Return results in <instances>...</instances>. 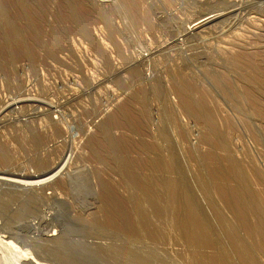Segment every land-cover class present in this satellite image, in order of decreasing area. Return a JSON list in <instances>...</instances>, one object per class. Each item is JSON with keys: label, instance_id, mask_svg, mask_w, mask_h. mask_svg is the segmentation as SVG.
<instances>
[{"label": "rangeland", "instance_id": "1", "mask_svg": "<svg viewBox=\"0 0 264 264\" xmlns=\"http://www.w3.org/2000/svg\"><path fill=\"white\" fill-rule=\"evenodd\" d=\"M260 1L0 0V264L264 263Z\"/></svg>", "mask_w": 264, "mask_h": 264}, {"label": "bare ground", "instance_id": "2", "mask_svg": "<svg viewBox=\"0 0 264 264\" xmlns=\"http://www.w3.org/2000/svg\"><path fill=\"white\" fill-rule=\"evenodd\" d=\"M261 2V1H260ZM263 2H264V0H262V4H263ZM258 4V3H257ZM236 6V5H235ZM262 6V5H261ZM264 7V6H263ZM234 12H236V10H231V11H229L228 13L226 12V14H223V13H217V14H207V15H205L206 17H204V18H202V19H197V20H195L194 22H192V23H190V25H189V27H188V29H186L187 31L185 32L186 33V35L187 36H190V35H193L194 33H196V31H198V30H201V29H205L206 27H207V25H209V24H212L214 21H216L217 19H219V18H222V17H225V16H227V15H232ZM234 18V17H233ZM223 23V22H222ZM203 32V31H202ZM205 32V31H204ZM184 33V34H185ZM182 36V35H181ZM177 42V41H176ZM191 100H193V99H191ZM196 104V103H195ZM3 121V120H2ZM2 121H1V123H2ZM118 156V155H117ZM116 157V156H115ZM98 184V183H97ZM243 192V191H242ZM246 194V193H245ZM242 195H244V194H242ZM241 200H243V199H241ZM247 200V199H246ZM249 200V199H248ZM244 201V200H243ZM246 202V201H245ZM249 203H250V201H249ZM138 206V205H137ZM139 207H141V206H139ZM251 207V206H250ZM254 207V206H253ZM140 209V208H139ZM142 209V208H141ZM140 209V210H141ZM256 210H258V209H256ZM138 212V210L136 211V213ZM144 212V211H143ZM141 213V212H140ZM138 215V214H137ZM140 215V214H139ZM259 215V214H258ZM134 216H136V215H134ZM259 216H261V215H259ZM143 218V217H142ZM149 220V219H148ZM260 220V219H259ZM8 221V220H7ZM137 221H138V219H137ZM137 221L135 222V223H137ZM196 221V220H195ZM11 222V221H10ZM139 222H140V220H139ZM8 223V222H7ZM204 223H205V221H204ZM201 224L200 225V229L202 228V230H200V229H192L193 231H191V233L193 234H190V235H192V236H194V238L195 237H198L199 236V238L201 239L202 237H204V239H205V237H206V231H207V229L210 227H207V229H206V223L205 224ZM139 225H140V223H138ZM137 224V226H139ZM142 225V224H141ZM259 225V224H258ZM262 225V224H261ZM8 226V225H7ZM136 226V225H135ZM143 226V225H142ZM141 226V227H142ZM263 226H264V224H263ZM134 226H132V228H133ZM140 227V226H139ZM144 227H145V225H144ZM191 227V226H190ZM195 227V226H194ZM248 227V226H247ZM205 228V229H204ZM254 229H255V226L253 227ZM260 228V227H259ZM262 228V227H261ZM137 229V228H136ZM140 229V228H139ZM211 229V228H210ZM189 230H190V228H189ZM197 230H200L199 232H197ZM209 230V229H208ZM256 230H258V229H256ZM255 230V231H256ZM148 231V230H147ZM152 231V230H151ZM235 231V230H234ZM260 231H262V229L260 230ZM148 232H150V231H148ZM186 232V231H185ZM189 233V232H188ZM135 234V233H134ZM204 234H205V236H204ZM133 235V234H132ZM209 235V234H208ZM214 236V235H213ZM49 237H52V236H49ZM48 237V238H49ZM209 237V236H208ZM54 238V237H53ZM52 238V239H53ZM192 238V237H191ZM207 238V237H206ZM238 238V237H237ZM196 239V238H195ZM195 239H193V241L195 240ZM208 239H210V238H208ZM216 239V238H215ZM232 239V238H231ZM53 240H56V239H53ZM206 241H207V239H205ZM234 240V239H233ZM232 240V241H233ZM238 240H240V239H238ZM199 241V240H198ZM209 241V240H208ZM215 241H217V240H215ZM219 241H221V240H219ZM242 241V240H241ZM206 245L209 243H206L205 241H203ZM212 242V241H211ZM235 242V241H234ZM243 242V241H242ZM241 242V243H242ZM247 242V241H246ZM197 243V242H196ZM203 243V244H204ZM218 243V242H217ZM220 243V242H219ZM237 243H239L238 241H237ZM236 243V244H237ZM215 244V243H214ZM229 244V243H228ZM247 244H248V242H247ZM217 245V244H216ZM239 245H240V243H239ZM198 246H200V245H198ZM204 246V245H203ZM213 246V245H212ZM227 246V245H226ZM234 246V245H233ZM236 246H238V245H235V247ZM247 246V245H246ZM246 246L244 245V243L242 244V246H241V248L243 249V251H244V253H243V255H246V256H250L251 254L248 252V251H250V250H252L251 248H250V250H248L247 248H246ZM229 247H232V246H229ZM240 247V246H239ZM247 247H249V245L247 246ZM227 248V247H226ZM220 249V248H219ZM228 249V248H227ZM233 249V248H232ZM231 249V250H232ZM241 249V250H242ZM230 250V249H229ZM235 250V249H234ZM237 250V249H236ZM240 250V249H239ZM248 250V251H247ZM220 251H222V250H220ZM243 251H241V252H243ZM228 252V251H227ZM226 252V253H227ZM239 252V251H238ZM251 252V251H250ZM256 252V251H255ZM225 253V252H224ZM240 253V252H239ZM238 253V254H239ZM228 254H231V253H228ZM222 255V254H221ZM232 255V254H231ZM230 255V256H231ZM253 255V254H252ZM214 256V255H213ZM218 256V255H217ZM224 256V255H223ZM236 256H237V253H236ZM222 257V256H221ZM233 257V256H232ZM254 257V256H253ZM260 257V256H259ZM241 258H242V256H241ZM244 258H246V257H244ZM249 258V257H248ZM29 259V258H28ZM27 259V260H28ZM32 259V258H31ZM217 259V258H216ZM33 260V259H32ZM247 260V259H246ZM22 261V260H21ZM243 261H244V259H243ZM248 261V260H247ZM262 261V260H261ZM34 262H35V260H34ZM228 262H229V259H228ZM244 262H246V261H244ZM252 262V261H251ZM256 262H258V261H256ZM25 263V262H24ZM218 263V262H217ZM247 263V262H246ZM250 263V262H249ZM253 263H255V262H253ZM31 264H32V262H31ZM259 264V263H258ZM264 264V263H263Z\"/></svg>", "mask_w": 264, "mask_h": 264}, {"label": "built area", "instance_id": "3", "mask_svg": "<svg viewBox=\"0 0 264 264\" xmlns=\"http://www.w3.org/2000/svg\"><path fill=\"white\" fill-rule=\"evenodd\" d=\"M94 1L102 6H109L112 4V0H94Z\"/></svg>", "mask_w": 264, "mask_h": 264}]
</instances>
